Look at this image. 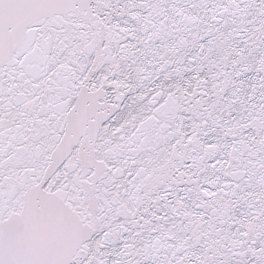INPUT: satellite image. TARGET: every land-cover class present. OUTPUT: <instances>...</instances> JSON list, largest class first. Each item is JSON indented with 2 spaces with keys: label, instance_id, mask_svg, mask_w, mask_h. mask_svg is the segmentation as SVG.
Returning a JSON list of instances; mask_svg holds the SVG:
<instances>
[{
  "label": "snow or ice",
  "instance_id": "obj_1",
  "mask_svg": "<svg viewBox=\"0 0 264 264\" xmlns=\"http://www.w3.org/2000/svg\"><path fill=\"white\" fill-rule=\"evenodd\" d=\"M0 264H264V0H0Z\"/></svg>",
  "mask_w": 264,
  "mask_h": 264
}]
</instances>
